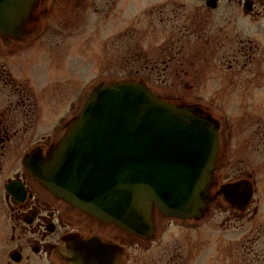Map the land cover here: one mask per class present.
<instances>
[{
  "label": "flooded vegetation",
  "instance_id": "1",
  "mask_svg": "<svg viewBox=\"0 0 264 264\" xmlns=\"http://www.w3.org/2000/svg\"><path fill=\"white\" fill-rule=\"evenodd\" d=\"M142 1L37 0L32 18L18 35L0 31V264H121L128 243L137 246L139 240L149 241L74 205L45 186L34 172L49 161L91 91L92 77L87 71L85 74L91 59L78 57L81 47L76 40L71 44V37L88 33L86 43L91 45L92 37L99 36L103 39L99 48L113 40V52L101 50L111 60L107 68L114 72L97 84H145L169 102L198 106L216 118L214 108L216 113L230 114L219 103H214V108L197 103L205 100L203 94L175 88L198 86L186 80V70L190 74L194 70L192 78L199 81L213 71L217 86L240 80L242 73L250 83L258 78L264 82V73L258 72L264 71V62L257 55H264V0ZM162 4L166 6V48L161 60L151 59L146 50L135 46L138 27L127 24L132 18L138 19L139 10L151 15L154 6ZM82 26L87 29L79 33ZM123 38L134 42V49L132 46L125 54L116 49ZM16 58L19 71L13 64ZM164 85L166 94L158 91ZM261 92L256 89L254 97L263 100L258 112L264 116ZM60 102L66 103L65 110L45 128L48 110ZM226 128L225 135L220 126L218 158L206 208L193 219L173 218L196 221L199 245L204 235L212 233L216 239L210 223L217 212L228 214L221 223L225 228L232 217L252 222L260 215L258 174L244 161L252 160L255 149H262L258 164L264 168V131L261 139L252 137L238 145L247 152L236 161L238 127ZM12 153L18 155L12 158ZM168 218L156 210V221ZM256 229L253 241L264 233V222H258Z\"/></svg>",
  "mask_w": 264,
  "mask_h": 264
},
{
  "label": "water",
  "instance_id": "2",
  "mask_svg": "<svg viewBox=\"0 0 264 264\" xmlns=\"http://www.w3.org/2000/svg\"><path fill=\"white\" fill-rule=\"evenodd\" d=\"M37 0H0V31L18 35ZM219 121L131 81L88 95L49 161L34 172L90 214L150 239L155 212L194 218L206 208L220 146Z\"/></svg>",
  "mask_w": 264,
  "mask_h": 264
},
{
  "label": "rangeland",
  "instance_id": "3",
  "mask_svg": "<svg viewBox=\"0 0 264 264\" xmlns=\"http://www.w3.org/2000/svg\"><path fill=\"white\" fill-rule=\"evenodd\" d=\"M157 2L166 3V0H143L142 4H153ZM151 9L152 8L149 10ZM143 13H146L143 9L139 10L138 15L140 16L138 19L137 17L132 18L127 24L129 27L133 26L132 28H134V25L138 27L137 38H133L134 40L137 39L138 42L135 46L139 49L142 48L146 50L151 59L159 58L161 60L164 48H166V6L163 4L154 6V11L151 15H143ZM158 13L162 16L157 15ZM86 29L87 27L85 29L84 26L80 27L79 33H84ZM87 34L88 33L81 35L85 37H71L69 41L74 45L76 40L77 47H81L78 56L81 60H84V58L91 59L90 67H88V70H85V74L89 72L92 77L90 87L92 88L101 81V79L105 77L108 78L109 74L114 72L107 68L111 60L108 56H105V53L101 50L113 52L112 46L114 43H112V39L105 38L104 40L108 39L106 47L99 48V41L103 39H99V36H94L92 37V42L90 41L91 45H88L86 43ZM118 43L119 47L116 48L118 53L124 52V54L128 53L130 48L134 45L132 38H123L119 40ZM131 49H134V46ZM83 55H87L88 57H84ZM257 55L259 61L264 62V55L261 53ZM24 60L26 62L29 61L26 58H24ZM13 64L15 69L19 71V61L17 58L13 59ZM22 68L25 69L27 66L23 65ZM32 68L36 67L32 64ZM38 70L42 72L43 69ZM162 71L163 70H161V72ZM193 71L194 70L191 72L193 73ZM158 72V69H156L154 72L156 76ZM258 72L264 73V71L260 69H258ZM186 74V80L194 81L195 85L197 82L198 86L196 85L186 89L185 86L178 85L175 88L193 95H205V100L201 99V101H197L199 104L202 103L206 106H212L214 103L221 104L222 109H226L230 114L229 117H227L224 112L216 113L215 110L217 109L212 107L214 108V114L218 115L225 135L228 133L226 127L229 125H233L235 128L238 127V129L235 130L234 139L236 142L234 158L237 161V157L241 155V157H243V154L247 152L244 147L238 148V145L247 141L249 142V138L252 137L261 139V133H263L261 131H264V116H261L260 112H258L260 111L263 100H260V98L256 100L254 97L256 89L259 90L260 88V92L264 90V82L262 79L260 80V78H258L256 82L250 83L248 80L249 77L245 75V73H242L240 80L233 81L230 85L217 86L218 79L216 78L218 77L213 71L205 73L206 77L200 81L192 78L189 70H186ZM36 75L42 78L41 75L43 74ZM163 75L166 78V71L163 72ZM239 82L243 85H236ZM158 91L166 94V85L158 87ZM261 93L264 94V92ZM65 108V102L57 103L51 107L45 116V121L43 123L44 127L46 128L53 124L58 117V113H62ZM236 132H238V134ZM247 146L248 145H245L246 148ZM16 155H18V153H12L11 157L13 158ZM262 155V149L259 151L255 149L252 160L247 159L244 161L246 164L250 165V168L255 169L258 174L257 177L260 185L259 191L256 194L259 200L260 215L252 220V222L247 221V219L237 221L232 217L230 219L231 223L229 222L227 225L228 227L225 228L221 223L224 219L226 221L228 214L226 212H217L213 215L210 223L213 227L212 229L217 233V236H215L216 239H214L212 233L204 235L202 245H199L198 242L201 240H199V233L196 229L195 220L183 221L173 218L159 219L156 221L157 233L155 238L149 241L139 240L137 241V246L128 243L127 251L121 264H264V233L255 241L251 240L256 236L258 222H264V168L261 164H258ZM231 157H233V153ZM235 160L232 159L233 166L237 165ZM259 197H261V199ZM207 230L210 231L208 228Z\"/></svg>",
  "mask_w": 264,
  "mask_h": 264
}]
</instances>
